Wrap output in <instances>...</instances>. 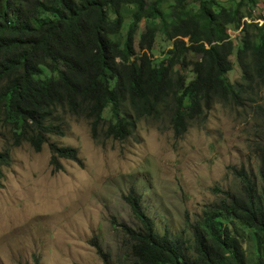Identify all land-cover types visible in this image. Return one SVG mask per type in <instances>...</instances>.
<instances>
[{
  "label": "trees",
  "instance_id": "1",
  "mask_svg": "<svg viewBox=\"0 0 264 264\" xmlns=\"http://www.w3.org/2000/svg\"><path fill=\"white\" fill-rule=\"evenodd\" d=\"M233 1L0 0V129L17 146L40 150L49 134L64 135V115L120 140L165 116L180 138L216 103L249 106L260 121L250 143L257 173L239 171L240 186L189 223V237L157 232L144 194L124 197L139 226L121 224L119 264H264V14L262 0ZM240 28L235 43L227 31ZM189 54L197 59L186 62ZM235 65L241 78L232 82ZM50 147L57 166V155L80 161L77 148ZM9 155L0 151V179Z\"/></svg>",
  "mask_w": 264,
  "mask_h": 264
},
{
  "label": "rangeland",
  "instance_id": "2",
  "mask_svg": "<svg viewBox=\"0 0 264 264\" xmlns=\"http://www.w3.org/2000/svg\"><path fill=\"white\" fill-rule=\"evenodd\" d=\"M216 1L224 7L234 2ZM259 10L264 14V0ZM240 31L227 34L236 43ZM196 59L189 54L186 62ZM177 68L187 71L184 63ZM235 69L232 82L241 78ZM258 99L264 100V90ZM104 115L109 119L108 110ZM63 118L66 135L47 140L76 147L80 161L59 158L61 167L52 161L49 142L40 150L29 142L17 146L12 133L0 129V151L11 155L0 181V264H104L96 243L119 264L126 240L121 224L139 226L124 199L131 191L144 194L143 208L157 232L187 238L189 223L240 186L239 171L258 170L250 143L260 121L249 106L216 103L180 138L166 116L138 123L125 140L100 131L96 136L81 117Z\"/></svg>",
  "mask_w": 264,
  "mask_h": 264
},
{
  "label": "clouds",
  "instance_id": "3",
  "mask_svg": "<svg viewBox=\"0 0 264 264\" xmlns=\"http://www.w3.org/2000/svg\"><path fill=\"white\" fill-rule=\"evenodd\" d=\"M105 113H106V112H105ZM105 113H104V114H105ZM62 118H63V117H62ZM193 121H194V120H193ZM140 122H142V121H139L138 123H140ZM190 122H191V121H190ZM138 123H137V124H138ZM137 124H136V125H137ZM135 127H136V126H135ZM135 127L131 128L132 132H133V130L135 129ZM47 133H48V132H47ZM131 134H132V133H131ZM65 135H66V129H65V133H64V135H62V136H58V137H61V138H62V137H64ZM49 136H56V135H55V134H49L47 137L45 136V137H46V138H45V143H48V142H49V141L47 140V138H48ZM127 138H128V137H127ZM45 143H44V144H45ZM50 143H54V142H49V145H50ZM20 145H21V144H20ZM20 145H18V146H20ZM69 146H71V145H69ZM72 147H74V146H72ZM74 148H76V147H74ZM10 156H11V155H9V158H10ZM57 157H58V158H62V157H60L59 155H57ZM80 163H81V162H80ZM7 164H8V163H6V164H4V165H7ZM4 165H3V166H4ZM3 166H2V169H3ZM2 176H3V174H2ZM1 179H2V177H1ZM1 179H0V181H1Z\"/></svg>",
  "mask_w": 264,
  "mask_h": 264
}]
</instances>
